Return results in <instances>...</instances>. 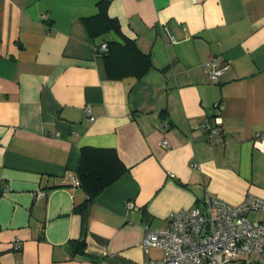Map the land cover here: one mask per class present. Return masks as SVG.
<instances>
[{
	"label": "crops",
	"instance_id": "crops-1",
	"mask_svg": "<svg viewBox=\"0 0 264 264\" xmlns=\"http://www.w3.org/2000/svg\"><path fill=\"white\" fill-rule=\"evenodd\" d=\"M83 146L125 167L91 199ZM1 184L0 264H141L171 210L264 198V0H0Z\"/></svg>",
	"mask_w": 264,
	"mask_h": 264
},
{
	"label": "built area",
	"instance_id": "built-area-1",
	"mask_svg": "<svg viewBox=\"0 0 264 264\" xmlns=\"http://www.w3.org/2000/svg\"><path fill=\"white\" fill-rule=\"evenodd\" d=\"M195 1V0H192ZM98 52L107 49V43L101 42L94 46ZM210 82L217 81L228 63H219L216 57H209L203 62ZM215 107L221 108L218 103ZM85 113L93 119L89 106ZM220 116L205 117L200 126L208 134L221 133ZM168 145L167 139L161 141ZM72 184L79 185L77 177ZM6 190L4 184L0 191ZM38 190L36 195H44ZM127 209H133L134 203L126 202ZM260 210L259 219H251L248 213ZM168 225L150 228L144 225L141 242L146 252L149 248L161 250L159 258L145 259L141 264H249L254 258L264 262V198L247 193L237 204H230L205 193L200 205L171 210ZM203 231V233H202ZM19 245L16 244L15 248Z\"/></svg>",
	"mask_w": 264,
	"mask_h": 264
},
{
	"label": "trees",
	"instance_id": "trees-1",
	"mask_svg": "<svg viewBox=\"0 0 264 264\" xmlns=\"http://www.w3.org/2000/svg\"><path fill=\"white\" fill-rule=\"evenodd\" d=\"M106 30L117 29L113 22H106ZM112 41H109V45ZM127 42L124 41V44ZM107 50L109 46L107 43ZM105 52H102L104 54ZM125 167L113 148L83 146L80 148L79 163L76 169L79 186L85 191L88 199L95 197L103 188L112 183ZM87 202V201H86ZM81 245L82 240L76 241ZM81 251L82 248L77 247Z\"/></svg>",
	"mask_w": 264,
	"mask_h": 264
},
{
	"label": "water",
	"instance_id": "water-1",
	"mask_svg": "<svg viewBox=\"0 0 264 264\" xmlns=\"http://www.w3.org/2000/svg\"><path fill=\"white\" fill-rule=\"evenodd\" d=\"M109 33H110V35L114 41L121 42L119 36L113 30H111ZM202 233H203V231H202Z\"/></svg>",
	"mask_w": 264,
	"mask_h": 264
},
{
	"label": "rangeland",
	"instance_id": "rangeland-1",
	"mask_svg": "<svg viewBox=\"0 0 264 264\" xmlns=\"http://www.w3.org/2000/svg\"><path fill=\"white\" fill-rule=\"evenodd\" d=\"M251 215V217H252V213L250 214ZM262 216V215H261Z\"/></svg>",
	"mask_w": 264,
	"mask_h": 264
}]
</instances>
